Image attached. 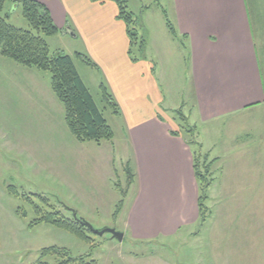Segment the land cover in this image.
Segmentation results:
<instances>
[{
    "label": "crops",
    "instance_id": "obj_1",
    "mask_svg": "<svg viewBox=\"0 0 264 264\" xmlns=\"http://www.w3.org/2000/svg\"><path fill=\"white\" fill-rule=\"evenodd\" d=\"M36 1L48 7L60 30L48 39L50 47L66 38L83 42V49L69 54L64 48L75 45L56 50L85 54L96 64L93 69L117 105L115 115L126 125L139 183L123 219L127 232L150 240L199 224L193 149L172 134L176 121L167 117L183 108L198 150L216 164L204 225L212 229L215 264H264V0H170V12L165 0H154L164 18V11L170 20L172 15L184 42L167 27L171 46L184 56L188 91L171 107H165L152 57L145 53L144 59L131 60L126 26L114 2ZM148 8H143L147 30Z\"/></svg>",
    "mask_w": 264,
    "mask_h": 264
},
{
    "label": "rangeland",
    "instance_id": "obj_2",
    "mask_svg": "<svg viewBox=\"0 0 264 264\" xmlns=\"http://www.w3.org/2000/svg\"><path fill=\"white\" fill-rule=\"evenodd\" d=\"M128 1L130 10L136 14L144 6L150 8L147 10L150 45L146 55L152 57L157 67L165 107L176 106L188 93L183 88L186 83L184 56L171 46L173 40L162 8L155 5L154 0ZM169 1H163L168 12ZM170 18L174 23L172 15ZM10 23L24 29L29 27L21 10L12 16ZM66 39L64 43L54 40L58 43L53 44L52 51H60L56 49L63 44L75 45L64 48L68 54L84 48L83 42ZM74 61L114 130L111 141H78L68 128L63 104L52 90L51 74L0 56V264H36L41 252L52 247L66 248L71 256L84 257L88 264L92 261L131 264L130 260H134V264H215L214 237L208 224L204 227L206 223L185 227L177 236L150 240L134 239L132 233L127 232L128 225L123 219L139 193L137 165L134 164L138 162L123 118L115 115V108L103 96L100 73L79 59ZM183 112V108L177 109L167 117L176 121L172 123L173 131L190 139L184 127L191 125ZM199 156L201 169L210 168L212 186L215 160L211 161L203 152ZM127 168L134 176L132 184L136 180L134 187L132 184L129 187ZM9 187H15L18 194H11ZM122 199V217L120 214L115 218ZM36 207L41 209L42 215L53 213L61 218L80 219L96 230L115 229L125 234L124 240L120 242L111 234L99 236L91 230L86 231L90 239L84 240L54 225L31 226L41 218ZM198 232L199 236H192ZM158 233L153 235L157 237ZM65 259V256L50 255L45 261L59 264ZM221 263L222 260L216 264Z\"/></svg>",
    "mask_w": 264,
    "mask_h": 264
},
{
    "label": "trees",
    "instance_id": "obj_3",
    "mask_svg": "<svg viewBox=\"0 0 264 264\" xmlns=\"http://www.w3.org/2000/svg\"><path fill=\"white\" fill-rule=\"evenodd\" d=\"M91 1L98 3L114 2L117 5L118 19L125 24L129 38V56L133 62L144 59L149 40L148 30L143 21V10L139 14L134 13L129 8L128 0ZM155 2L160 4L161 0H156ZM19 10H21L22 16L28 23V29L17 27L10 23L12 16ZM164 14L169 31L174 38L184 45L167 12L164 11ZM59 33L60 30L45 4L36 0H0V56L26 68L51 74L52 90L63 104L68 128L78 141L96 143L111 141L114 139V130L103 112L99 109L89 88L84 83L74 60L79 59L94 69H97V66L85 54L76 53L74 56H71L63 51H52L48 39L57 36ZM100 88L106 102L115 108V113L118 114L117 105L114 103L105 84L102 83ZM184 129L191 137L190 139L183 138L193 149V168L199 189V222L201 225H204L210 216V209L207 205V190L211 186L209 181L210 168L203 167L204 170L201 169L199 164L200 151L198 150L200 145L194 139V129L189 126L184 127ZM172 134L174 136H181L176 131H172ZM127 172L130 187L134 176L132 177L130 169ZM9 192L13 195L18 194L15 187H9ZM27 199L29 198L27 197ZM123 201L124 199L118 205L114 215L115 218L119 217L122 211ZM44 203L48 205L47 201H44ZM36 208V212L41 214V209ZM42 223L54 225L74 233L84 240L90 239L86 234V231L89 230L79 220L74 218H61L53 213L41 214L40 220L31 223V226ZM50 255L67 257V259L59 264H88L84 257L75 258L71 256L68 249L58 247L43 250L41 258L36 264H49L45 261V258ZM95 263L96 261H92L91 264Z\"/></svg>",
    "mask_w": 264,
    "mask_h": 264
},
{
    "label": "water",
    "instance_id": "obj_4",
    "mask_svg": "<svg viewBox=\"0 0 264 264\" xmlns=\"http://www.w3.org/2000/svg\"><path fill=\"white\" fill-rule=\"evenodd\" d=\"M68 33L70 35H74V33L70 30H68ZM76 218V214L74 216ZM88 230H91L92 232H94L96 235L99 236H103L105 234H111L112 237L120 242H122L124 240L125 234L122 232H119L115 229H111V228H106L103 230H96L94 229V227L86 222H84L83 220L78 219Z\"/></svg>",
    "mask_w": 264,
    "mask_h": 264
}]
</instances>
